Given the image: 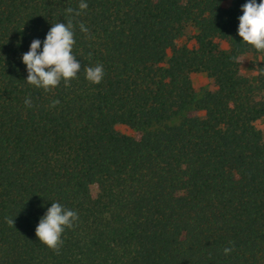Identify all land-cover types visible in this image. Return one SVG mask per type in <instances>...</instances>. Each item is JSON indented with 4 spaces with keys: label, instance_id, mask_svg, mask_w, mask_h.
Returning <instances> with one entry per match:
<instances>
[{
    "label": "trees",
    "instance_id": "16d2710c",
    "mask_svg": "<svg viewBox=\"0 0 264 264\" xmlns=\"http://www.w3.org/2000/svg\"><path fill=\"white\" fill-rule=\"evenodd\" d=\"M244 2L0 0V264H264V51L236 35ZM67 20L78 75L27 84L21 54ZM51 201L78 214L58 251L35 236Z\"/></svg>",
    "mask_w": 264,
    "mask_h": 264
},
{
    "label": "clouds",
    "instance_id": "9594fccd",
    "mask_svg": "<svg viewBox=\"0 0 264 264\" xmlns=\"http://www.w3.org/2000/svg\"><path fill=\"white\" fill-rule=\"evenodd\" d=\"M78 7L85 9L86 0H80ZM240 11L236 29L240 43L250 45L257 51H264V0H245L240 5ZM78 27L81 32H88L82 22ZM74 43V26L71 20L52 23L43 40L34 38L28 50L20 56L27 73L24 81L44 91L55 88L61 81L66 86L71 79L76 78L81 69L80 61L72 52ZM103 75L104 69L99 63L84 67L85 79L93 84L99 83ZM57 102L53 101L54 104ZM24 104L31 107L29 97H25ZM77 220L78 214L74 209L51 201L35 226V236L46 247L58 251L63 243L61 237L65 229L73 227ZM223 251L227 254L231 248L226 247Z\"/></svg>",
    "mask_w": 264,
    "mask_h": 264
},
{
    "label": "rangeland",
    "instance_id": "374dc122",
    "mask_svg": "<svg viewBox=\"0 0 264 264\" xmlns=\"http://www.w3.org/2000/svg\"><path fill=\"white\" fill-rule=\"evenodd\" d=\"M262 60L261 56L254 55V54H247L243 59V70L246 76L252 80L256 77V64ZM192 83L196 89L201 88H213V80L210 79L206 74L202 73H194L191 75ZM257 127L264 132V121L259 120L257 121ZM121 132L126 134H132L133 132L130 131L125 126H118L117 127Z\"/></svg>",
    "mask_w": 264,
    "mask_h": 264
}]
</instances>
